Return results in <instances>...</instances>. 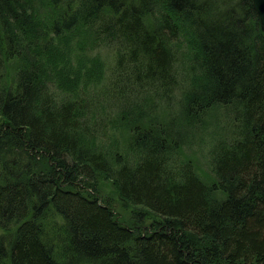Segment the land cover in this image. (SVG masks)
Wrapping results in <instances>:
<instances>
[{"label":"trees","instance_id":"1","mask_svg":"<svg viewBox=\"0 0 264 264\" xmlns=\"http://www.w3.org/2000/svg\"><path fill=\"white\" fill-rule=\"evenodd\" d=\"M34 1L0 0V264H264V32L252 1L36 0L53 8L55 36L79 28L80 17L97 25L96 38L119 36L135 80L159 99L187 65L177 118L152 117L149 97L150 110L122 111L141 155L116 169L86 140L95 132L83 121L85 100L71 90L75 98L58 104L48 88L66 93L81 79L62 66L60 82L49 47L35 45ZM181 38L188 52L177 49ZM22 42L21 66L4 80L3 63ZM92 71L90 84L100 73ZM220 109L229 127L208 170L172 162L185 139L177 119L204 126ZM97 175L114 180L129 217L102 198Z\"/></svg>","mask_w":264,"mask_h":264},{"label":"rangeland","instance_id":"2","mask_svg":"<svg viewBox=\"0 0 264 264\" xmlns=\"http://www.w3.org/2000/svg\"><path fill=\"white\" fill-rule=\"evenodd\" d=\"M35 1L34 5L38 15L34 20L39 23L36 31L40 35V38L35 37V45L39 44L40 41L42 43L41 49L49 47L50 57L56 58L57 63H59L57 65L59 72L56 77L58 80L61 79L60 82L67 77L74 76V73H79L81 79V81L76 82L74 87L71 88V84L66 87V93H63L61 88L56 87L55 84H50L48 88L56 103L59 104L63 99L75 98L76 96L78 99H84L86 114L83 121L87 122L88 126L95 132L94 137L86 139L87 142L102 150L113 168L116 169L119 164L124 163L133 165L141 154L130 144L131 133L123 122L125 119L122 111L126 113L135 104H137L136 106H144L145 110H150L153 107L148 105L150 101L147 99L144 101L145 97H149L151 103L157 104H155L157 108L154 107L155 110H152L155 111L152 117L162 121L167 120V118H177L178 115L175 116L174 113L179 114L181 91L187 82V71L184 69L187 65L185 63H183V67L176 65V84L179 83V87H176L173 92L170 90L169 95L163 93L159 99L153 87L146 85L144 80H141V83L135 80L134 77L138 73H132V64L129 63L127 49L119 36L110 39L100 33L99 38H96L97 35L94 31L97 30V25L89 26V28L84 26L82 17L78 19L79 28L64 32L60 35L61 37L55 36L50 30L49 19H46L54 16L53 8L46 1ZM33 40L34 38L30 41L31 45H34ZM178 42L180 47L177 49L180 52L190 50L183 38ZM22 43L20 53L13 50L3 63L1 72L4 80L9 79L21 66L22 62L19 55L22 57V53L27 49L24 42ZM79 63L81 70L78 67ZM62 66L68 71L71 69L73 71L67 77H63L60 72ZM93 69L100 70L97 77L99 79L90 84V72H93ZM71 90L75 97L68 94L71 93ZM210 114L203 119L205 120L204 126H200V124L184 125L185 121L183 122L182 118L177 119L183 123L184 129L182 128V130L185 139L181 146L170 154L172 162L178 160V165H180L183 160H191L199 173L203 169L208 170L211 146L215 139L224 135L226 128L229 127L224 109ZM96 183L102 198L108 199L110 203L115 205L116 211H121L124 218L129 217V208L122 209L121 204L116 201L118 188L114 180L110 177L97 175ZM50 216L57 221L59 220L55 214Z\"/></svg>","mask_w":264,"mask_h":264},{"label":"water","instance_id":"3","mask_svg":"<svg viewBox=\"0 0 264 264\" xmlns=\"http://www.w3.org/2000/svg\"><path fill=\"white\" fill-rule=\"evenodd\" d=\"M259 19L260 29L264 32V0H251Z\"/></svg>","mask_w":264,"mask_h":264}]
</instances>
